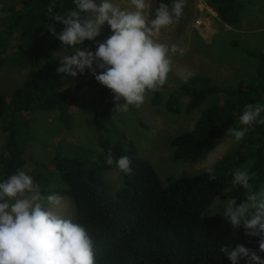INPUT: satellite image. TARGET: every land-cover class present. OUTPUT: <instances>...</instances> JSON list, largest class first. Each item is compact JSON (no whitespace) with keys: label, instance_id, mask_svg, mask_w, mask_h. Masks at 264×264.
<instances>
[{"label":"trees","instance_id":"trees-1","mask_svg":"<svg viewBox=\"0 0 264 264\" xmlns=\"http://www.w3.org/2000/svg\"><path fill=\"white\" fill-rule=\"evenodd\" d=\"M32 1L37 4L31 8V0L23 7H7L0 3L3 21L7 23L10 16L17 19L10 30L7 28L8 36L0 34V39L4 44L18 32L21 51L17 52L19 58L15 57L20 62L26 60L36 69V83L40 85L39 89L33 86L17 88L10 97L11 104L8 96H0V118L8 134L6 151L0 155V175L6 178L17 169H23L28 161L24 148L17 141L21 129L17 116L32 109L56 107L67 114L69 104L60 93L66 75L56 71L60 66L58 51L62 48L61 42L48 30L49 25H55L58 34L62 26L47 14L51 0ZM172 1L157 0V7L160 3L170 5ZM207 3L225 22L233 25L239 21L238 0H207ZM56 4L53 13L64 14L75 8L73 0H56ZM36 8L40 12L35 13ZM180 88L182 94L189 96L186 112L193 111L214 94L193 127L171 140L176 161L195 162L223 139L229 127L239 122L246 104H264V57L257 76L241 80L234 88L214 84L210 77L202 74L189 78ZM109 91L105 86L100 89L103 102L107 101L106 105L103 104L105 115L111 114L113 109V96L108 94ZM176 100L173 95L169 96L165 106L180 113L182 109ZM154 101L157 102V98ZM11 116L13 119L9 121ZM261 117L264 118V113ZM97 129L103 152L96 155L66 153L56 147L51 168L38 170L34 177L41 186L42 195L58 193L73 199L76 207L74 221L84 226L92 237L96 264H231L220 249L227 247L232 251L237 245L257 251L264 259V253H259L257 237L246 236L243 228L234 231L221 215H204L216 194L225 189L228 191L224 197L237 198V204L245 198L246 190L232 184L233 173L238 168H248L250 173L256 174L250 180L252 191L263 186L264 125L254 124L244 137L247 147L235 150L214 166L215 181L203 170L170 176L167 184L132 141L127 140L126 144L121 137L105 138L102 123L97 124ZM109 150L114 160L128 156L132 161V174L121 173L119 186L98 174L115 166L105 163ZM238 264L251 262L244 257L238 260Z\"/></svg>","mask_w":264,"mask_h":264},{"label":"rangeland","instance_id":"rangeland-1","mask_svg":"<svg viewBox=\"0 0 264 264\" xmlns=\"http://www.w3.org/2000/svg\"><path fill=\"white\" fill-rule=\"evenodd\" d=\"M30 0H0V3L9 7L27 6ZM126 6L127 0H116ZM173 2V1H172ZM172 2L169 6H171ZM238 19L236 24H229L222 20L217 12L211 8L207 0H185L183 16L179 22L162 30L159 40L169 45L178 43L186 47L187 52L183 57H173V71L169 74L167 83L162 90L150 94V100L140 108L130 106L127 113L114 112L105 115L103 97L100 89L103 87L97 82L89 69L77 77L66 75L65 83L60 88L61 96L67 105V114L56 107L51 110L32 109L24 115H18L19 127L17 141L24 148L27 163L22 170L35 177L38 170H49L56 147L66 153H101L102 146L98 142L99 131L97 124L102 123V133L105 138L121 137L132 141L135 148L146 159L150 160L157 169L161 179L168 183L170 176L188 175L206 169L208 161H214V166L228 155L244 150L246 140L235 142L230 136H224L215 146L210 148L203 157L195 162H181L173 158L171 140L178 134L191 129L211 102L214 94L209 99L191 112H186L189 96L180 92L181 70L189 69L196 74L207 75L214 84L222 87L234 88L241 80L255 78L258 68L264 57V0H238ZM37 2L31 0L30 8ZM152 14L155 17L157 0H148ZM42 6L38 3V8ZM39 9L34 11L38 13ZM0 16V34L8 36L12 24L17 21L13 16L3 21ZM21 19V18H20ZM8 24V26H7ZM112 34L110 26L105 24L101 35L96 40L103 41ZM18 32L4 44L0 39V96H8L12 103V93L20 87L33 86L37 89L38 78L36 69L26 60L18 59L20 48L18 45ZM81 50L88 48L96 50L95 41L85 40L83 45H78ZM13 52V53H11ZM15 52L17 55H14ZM68 52L63 48L58 51L60 58ZM18 58H16V57ZM95 67V63L93 65ZM99 73V70H97ZM109 95L113 93L109 91ZM175 97L176 104L182 111L175 113L168 110L165 102L169 96ZM157 98V102L154 99ZM121 103L124 101L121 100ZM65 114L67 119L65 118ZM13 116L9 118V121ZM235 128L242 127L238 121ZM4 122L0 118V155L6 151L5 142L8 134L4 130ZM233 126V127H234ZM128 144V143H126ZM52 171V170H50ZM48 172V171H45ZM99 176L112 181L115 185L121 184V172L116 166L106 171H99ZM0 179L5 180L4 175ZM261 188H264V184ZM225 190L216 194L212 204L204 211V215H221V201ZM62 206L54 209L61 215L74 220L76 207L70 196L63 195ZM220 199V200H219ZM48 206L47 204L45 205ZM221 209V214L217 213Z\"/></svg>","mask_w":264,"mask_h":264},{"label":"clouds","instance_id":"clouds-1","mask_svg":"<svg viewBox=\"0 0 264 264\" xmlns=\"http://www.w3.org/2000/svg\"><path fill=\"white\" fill-rule=\"evenodd\" d=\"M73 3L74 10L64 14L53 13L56 0L47 7L49 18L62 26L57 34L55 25H49V32L61 42L63 52L71 49L59 61L57 73L77 77L89 69L95 80L113 93L114 112L127 113L130 106L140 108L150 100V94L161 91L167 83L173 71V57H183L187 52L178 43L169 45L159 40L162 30L182 18L185 0H173L171 6L160 3L151 19L148 0H127L126 6L116 0ZM105 24L112 34L103 41L96 40ZM85 40L95 41L96 50L77 47ZM180 75L187 83L196 73L183 69ZM261 113L264 104H246L239 116L242 127H229L226 136L240 142L254 124L264 125ZM105 163L115 164L124 175L133 172L131 158L121 156L114 160L111 150ZM214 163L209 160L205 169L212 181L216 180ZM255 175L248 168L236 169L232 184L246 190L245 198L239 204L235 197L219 200L224 209L222 216L231 228H243L246 236L257 237L259 253H264V188L252 191L250 180ZM63 199L58 193L42 195L40 184L22 169L0 182V264H96L88 230L54 210L62 206ZM221 209L217 213L221 214ZM220 252L231 264H238L244 257L251 264H264L257 251L243 245L232 251L222 247Z\"/></svg>","mask_w":264,"mask_h":264}]
</instances>
